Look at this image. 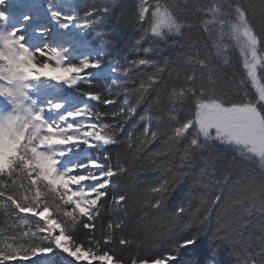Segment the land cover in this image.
<instances>
[{"label":"snow or ice","instance_id":"1","mask_svg":"<svg viewBox=\"0 0 264 264\" xmlns=\"http://www.w3.org/2000/svg\"><path fill=\"white\" fill-rule=\"evenodd\" d=\"M117 17L135 46L171 43L174 58L148 48L124 64L107 60L105 30ZM231 52L243 71L226 79ZM121 95L115 110H96ZM141 106L134 139L125 125ZM174 194L181 202L167 212ZM0 216V264H227L220 245L239 253L236 264H264V0H137L131 9L103 0L82 10L75 0H0ZM160 219L166 229L150 242ZM257 220L259 239L249 231ZM205 237L216 242L207 255L197 250ZM157 241L162 252L140 253Z\"/></svg>","mask_w":264,"mask_h":264},{"label":"trees","instance_id":"2","mask_svg":"<svg viewBox=\"0 0 264 264\" xmlns=\"http://www.w3.org/2000/svg\"><path fill=\"white\" fill-rule=\"evenodd\" d=\"M78 2L79 8L86 9L88 7H91L93 4L99 6L103 0H76ZM124 3L127 5L128 9H131L135 6L137 3V0H124ZM90 37L93 39V43L96 45H100L103 42V38L100 36H97L95 33H89ZM104 38H107L112 41L114 48L111 50L110 55L107 56V60L112 61L113 63L119 62L121 64L125 63V60H131L135 59L137 57H142L144 53V49L151 48L153 51L151 52L152 58L156 60H162L166 59L168 57H173L175 55V48L174 46L164 43H156L151 39L144 40L139 46H135V40L137 39V35L135 30L128 25L127 21L123 18L117 17L115 19H110L108 21V27L105 30ZM229 58L231 61L230 66L225 67L222 75L226 77V79H231L232 74H237V78L240 73H242V61L239 57L238 52H231L229 53ZM129 88H135L138 86V78L136 83H130ZM94 89L104 92L106 89V82L103 79H97L94 81V84L92 86ZM71 91V90H70ZM123 95H121L118 99L117 105H101L97 104L96 110L100 112H108L115 110L119 103L123 100ZM130 101L133 100V96H129ZM96 104V102H92ZM145 108L144 106H141L137 110L136 116H134L126 125H125V132H132L133 138L140 136V133L142 132L146 121L141 120L140 117L144 115ZM157 121L153 120L152 122V128L153 130H156ZM122 139L124 138V134H122ZM164 139L166 137H158L156 141L153 142L152 145L149 147L151 149H155L158 147H161ZM123 146H121L122 148ZM109 151L113 153V156L115 157V153L120 151L121 156L124 155V152L121 149L114 148L109 146ZM140 175H147V176H156L157 173L155 172H143L140 173ZM126 183V180L124 178H121L120 180L115 182L113 191L110 192V196L117 194L119 191L123 189V185ZM190 187V186H189ZM184 189V193L186 194L188 187L182 186ZM202 194L199 190L194 192V196H198ZM181 200L177 197V195H173L168 203L167 206V212H171L175 210L176 206H179V203ZM109 206L110 201H109ZM131 215L134 217V220H139V215L137 213H131ZM167 215V213H165ZM111 218V215L109 214L104 218L103 223H107V220ZM2 216H0V227H3L2 223ZM99 229V222L97 225ZM153 232L152 235L148 236V241H154L155 237L158 236L161 232H163L166 229V220L160 219L156 220L154 224L151 225ZM249 231L257 238L259 239L261 235V229L259 225V221L257 220L254 224L249 226ZM97 235H99V231L97 232ZM216 242L212 241L210 237H205L200 245L197 246V250L201 252L203 255H207L209 253V250L213 247V245ZM166 242L165 241H157L155 242L154 246L152 243H149L148 246L145 249L139 250L141 254L144 252H148L150 255L159 254L166 248ZM117 252H121V248L117 247ZM133 254V250L130 248L128 251L124 252V255ZM190 252H184L185 256H189ZM239 255L238 252H236L234 249H232L231 245H220L218 249V258L220 259H226L227 264H236V257ZM99 262H93V264H98ZM6 264H14V262H6Z\"/></svg>","mask_w":264,"mask_h":264},{"label":"rangeland","instance_id":"3","mask_svg":"<svg viewBox=\"0 0 264 264\" xmlns=\"http://www.w3.org/2000/svg\"><path fill=\"white\" fill-rule=\"evenodd\" d=\"M75 2L78 4V2L75 0ZM93 38L92 37H90V40H92ZM99 264V263H98Z\"/></svg>","mask_w":264,"mask_h":264}]
</instances>
